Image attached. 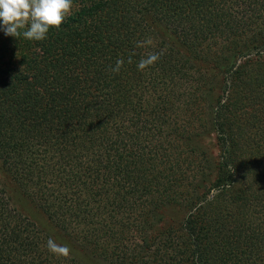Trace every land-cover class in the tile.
I'll return each instance as SVG.
<instances>
[{"label": "trees", "instance_id": "obj_1", "mask_svg": "<svg viewBox=\"0 0 264 264\" xmlns=\"http://www.w3.org/2000/svg\"><path fill=\"white\" fill-rule=\"evenodd\" d=\"M0 163L93 261L264 264V0H74L43 41L0 21ZM50 237L0 180V264H86Z\"/></svg>", "mask_w": 264, "mask_h": 264}, {"label": "clouds", "instance_id": "obj_2", "mask_svg": "<svg viewBox=\"0 0 264 264\" xmlns=\"http://www.w3.org/2000/svg\"><path fill=\"white\" fill-rule=\"evenodd\" d=\"M74 0H0V21L7 36L20 38L21 35L31 41H43L51 28L59 29L72 14ZM155 46L152 37H146L136 43L138 48ZM135 53H133L134 55ZM160 52H149L143 56L137 68L143 72L154 66L162 57ZM125 61L118 58L112 72L119 73ZM128 63H132L131 55ZM47 250L57 256L69 258L71 249L67 245L55 242L51 237L46 241Z\"/></svg>", "mask_w": 264, "mask_h": 264}, {"label": "rangeland", "instance_id": "obj_3", "mask_svg": "<svg viewBox=\"0 0 264 264\" xmlns=\"http://www.w3.org/2000/svg\"><path fill=\"white\" fill-rule=\"evenodd\" d=\"M205 145L211 149L212 155L217 160L220 156V151L216 145V137L211 135L204 139ZM0 180L6 190L8 191L9 195L13 198L17 207H19L26 215L31 216L34 220H36L45 230L51 232V235L54 236L61 244L67 245L71 251L75 252L77 256L83 260L86 264H105L99 261H93L85 252L80 249H77L73 246L71 241L66 238L64 235L61 234L50 222L47 218L40 214L33 206L29 203L28 200L22 195L19 191L18 186L14 183L11 179L10 175L6 172L5 168L0 163Z\"/></svg>", "mask_w": 264, "mask_h": 264}]
</instances>
